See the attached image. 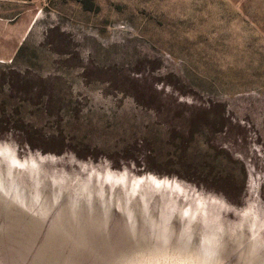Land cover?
Segmentation results:
<instances>
[{"label": "rangeland", "instance_id": "rangeland-1", "mask_svg": "<svg viewBox=\"0 0 264 264\" xmlns=\"http://www.w3.org/2000/svg\"><path fill=\"white\" fill-rule=\"evenodd\" d=\"M0 195V264H264V0H0Z\"/></svg>", "mask_w": 264, "mask_h": 264}, {"label": "water", "instance_id": "water-1", "mask_svg": "<svg viewBox=\"0 0 264 264\" xmlns=\"http://www.w3.org/2000/svg\"><path fill=\"white\" fill-rule=\"evenodd\" d=\"M94 196H95V194H91V195H87L86 197H87V201L90 203L91 202V200L92 199H95L94 198ZM0 197H2L1 195H0ZM76 197V196H75ZM85 197V198H86ZM92 197V198H91ZM95 197H98V196H95ZM15 200H16V198H14ZM15 200H14V203L15 204H17V202H15ZM77 200V199H76ZM96 200V199H95ZM3 201V203H6V202H8L7 203V205L9 204V200L7 199V200H2ZM20 201V200H19ZM141 201V200H140ZM97 202V201H96ZM10 203H12V202H10ZM22 204H25V202H22ZM82 204H84V203H82ZM17 205H19V206H21L20 204H17ZM22 207H25V206H22ZM84 207H86V205L84 206ZM121 209V210H119V211H121V213L125 216V212H124V210H123V208H122V205L120 204V205H116V206H110L109 204H107L106 205V209L107 210H109V209ZM140 210H141V212L142 213H145L144 212V210H146L145 208H143V207H140ZM42 212V211H41ZM41 212H40V214H41ZM35 214H37L36 212H34ZM42 214H44L43 212H42ZM38 215V214H37ZM128 222V221H127ZM126 222V223H127ZM130 223V222H129ZM125 229H127V228H125ZM131 232H133L134 233V235H135V243H146V244H148V248H150V249H147L149 252H157L158 250H160V249H162V248H160V249H157V248H154V249H151V247H159L158 245H161V244H164V243H167V242H165L164 241V239H162L160 236H158V234H155L154 232V234H151V235H155V237L154 236H152V238H151V236H149V234H148V232L147 233H143L142 231H139V232H135V231H131ZM26 235H27V232H26ZM127 236L128 237H130L128 234H127ZM141 236V238L143 239V242L142 241H140L139 240V237ZM154 237V238H153ZM103 241H107L106 239H104ZM133 242H134V240H133ZM150 245V246H149ZM195 260H197V258H195Z\"/></svg>", "mask_w": 264, "mask_h": 264}, {"label": "bare ground", "instance_id": "bare-ground-1", "mask_svg": "<svg viewBox=\"0 0 264 264\" xmlns=\"http://www.w3.org/2000/svg\"><path fill=\"white\" fill-rule=\"evenodd\" d=\"M151 178H152V177H151ZM151 178H150V180H151L152 182H154V184H155V183H158L157 181H154V180H152ZM152 262H154V261H152ZM156 262H157V261H156ZM174 262H175V261H174ZM177 262H178V261H177ZM177 262H176V263H177ZM182 262H184V261H182ZM182 262H181V263H182ZM146 263H147V261H146ZM171 263H172V262H171ZM151 264H152V263H151ZM156 264H157V263H156ZM182 264H183V263H182ZM186 264H187V263H186ZM191 264H192V263H191Z\"/></svg>", "mask_w": 264, "mask_h": 264}]
</instances>
